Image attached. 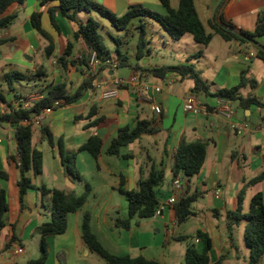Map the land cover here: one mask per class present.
I'll return each instance as SVG.
<instances>
[{
    "label": "crops",
    "instance_id": "1",
    "mask_svg": "<svg viewBox=\"0 0 264 264\" xmlns=\"http://www.w3.org/2000/svg\"><path fill=\"white\" fill-rule=\"evenodd\" d=\"M93 1L116 16H122L136 5L165 14L159 0ZM169 2L171 8L176 9L179 0ZM222 2L194 0L199 21L206 33L213 34L207 47L195 43L188 34L174 41L159 24L160 28L152 26L159 41L145 34L143 62L137 61L136 50L135 63L129 64L136 65L138 71L129 67L127 76H115V70L110 69L99 72L105 88H112L115 79L129 81L133 75L137 77L136 82L119 89L117 99L102 100L99 91L90 86L79 100L71 104L61 101L60 107L45 116L40 125H35L38 129L34 127L32 145L42 154V171L38 176L28 173L33 184L77 196L84 192L86 186L90 189L83 208L67 216L66 232L47 240L44 264H105L89 252L81 240L80 226L84 214L90 215V231L111 255L143 257L160 264H183L186 244L175 239L193 238L199 231L211 240L210 264H248L249 251L243 239L247 223L234 224L230 234L227 231V214L237 209L241 192L243 213L248 211L250 199L258 193L263 196L264 203V180L246 187L249 180L264 172V111L254 105L243 108L232 102L235 116L230 121L216 114L218 97L195 94L206 105L207 112L200 115L186 113L183 101L189 94H194L192 81L173 74L159 79L145 72L163 66L190 64L208 84L209 93L232 89L242 82L240 96L264 104V63L257 57V48L249 43L226 42L213 32L212 23ZM55 6L56 3H51L41 7L39 0H27L22 6L12 5L8 13H17V18L9 27L11 29L3 32L4 36L0 32V40H7L3 45L14 46V50L17 48V53L25 57L20 65L26 73L37 76L36 70L39 69L41 75L37 77H43V84L22 99L44 94L49 85L57 84H63L72 94L87 76V69L80 65L84 60L85 47L81 40H73L72 26L57 16V33L49 22L47 10ZM33 13L40 14L41 28L52 39L53 50L49 55H46L48 42L31 26ZM263 15L264 0H227L221 12L223 21L231 23L235 32H253L258 18ZM156 42L163 47L160 54ZM255 42L264 48V37ZM69 43L72 48L66 59L76 64L62 69L56 60L63 56ZM181 46L188 47L189 51L183 52ZM200 51L201 56L195 58ZM35 59L38 60L35 62ZM43 61L50 64L49 71L41 65ZM7 72L0 69V80ZM144 85L148 86L146 92L142 90ZM6 104L16 106L15 95L13 101ZM153 105L160 108L159 115L152 110ZM28 106L24 105V108ZM6 111V105L0 103V114ZM89 113L93 114L90 119L87 118ZM97 119L101 121L96 126L88 127ZM139 120L148 121L157 133L144 135L121 148L118 157L108 156L106 150L118 131L134 129ZM231 123L242 129L240 135L231 128ZM44 127L52 135V147L40 138L39 129ZM13 137L14 131L9 125L0 127V174L5 175V179L0 178V191L5 192L8 206L0 228V264H25L37 259L40 237L36 229L50 220L48 201L37 190L27 191L23 201L19 200V173L17 162L13 159L16 157ZM91 137L101 142L96 159L85 151H78ZM181 140L205 143L206 154L199 174L183 181L182 196H200L192 204L193 215L178 224L174 205H169L168 200L172 181L170 167ZM61 150L63 155L75 154V170L79 179L65 172ZM160 167L164 168V178L169 180L165 186L163 182L158 190L159 213L150 219L134 218L129 228L123 229L120 222L127 219V202L119 193V188L134 190L139 179L146 178L152 168ZM218 190L220 195L215 197L214 193ZM241 237V242L236 241ZM192 241L200 248L199 241ZM27 244L31 246L30 250ZM18 248L21 252L16 254ZM259 264H264V256Z\"/></svg>",
    "mask_w": 264,
    "mask_h": 264
},
{
    "label": "trees",
    "instance_id": "2",
    "mask_svg": "<svg viewBox=\"0 0 264 264\" xmlns=\"http://www.w3.org/2000/svg\"><path fill=\"white\" fill-rule=\"evenodd\" d=\"M27 0H0V32L12 26L17 18V13H8L12 5L22 6ZM161 6L165 9V14L153 12L141 5L132 6L122 16H116L108 9L93 2L92 0H39L41 7L51 3H56L55 7L47 10L49 22L53 29L59 33L56 24V17L64 19L74 29L72 38L74 41L81 40L85 49L89 53H95L97 60L100 61L99 72L104 69L115 70L113 67L105 66L104 62L109 60L108 52L103 43V37L99 33V22L88 17L85 21L78 19V14L96 13L99 17L106 19L110 25L117 31L127 29L132 20L138 19L139 25L136 27L138 33L137 41V61L142 60V52L145 46V24L144 19L152 20L158 23L169 37L178 41L184 35H190L193 41L203 47H207L212 39L213 34L206 33L203 25L197 16L194 0H179L176 9L171 8L169 0H159ZM223 21V19L221 18ZM224 22V21H223ZM32 28L48 42L46 55L53 50L52 39L41 28L40 14L33 13L30 17ZM233 31H226L220 28L214 21L212 29L214 34L219 35L224 41H236L240 44H248V40L256 41V39L264 37V15L257 20L255 30L253 32L236 31L231 23H227ZM7 43V40H0V45ZM72 44H67L66 51L63 56L57 58L56 62L62 69H66L67 65L75 66L74 61L67 60ZM257 57L264 63V51L256 49ZM202 52H198L194 57H200ZM80 65L84 66L88 73L77 90L70 94L63 84L49 85L45 90L42 99L33 103L30 107L18 103L22 96H16V106L6 104L4 95L0 93V103L5 104L7 111L0 114V127L9 125L14 131L16 157L13 158L17 162V170L19 179L17 188L20 202L27 191L37 190L42 198L48 201L50 211V220L40 225L36 229V234L40 237V255L37 259L30 260L25 264H44L47 259V240L63 235L67 229V216L79 211L87 201L90 189L85 187L81 195H70L56 189H48L45 186L36 187L29 172L33 176H38L42 171V154L32 145L33 131L35 124L32 122V114H39L44 108H50L55 100L62 101L65 104H71L79 100L85 92L88 91L92 83L91 74L87 66V57L84 55ZM128 66L133 70H139L136 65H127L126 62L115 63V67ZM148 74L155 78L163 79L169 74L178 76L180 79H188L192 81L193 93L228 99L231 102H237L239 107L248 108L254 105L264 111V104L257 102L255 99H244L239 94L242 86L232 89L219 90L215 94L208 91V84L203 81L194 67L190 64H180L174 66H163L160 68L145 70ZM36 75L40 76L41 71L36 70ZM26 75L16 71H9L3 76V80L11 89L10 85L14 80H24ZM89 113L87 118L92 117ZM101 119L93 121L88 127L96 126ZM157 130L150 126L146 120H139L134 129H120L116 137L110 142L106 150L108 156L118 157L120 149L138 141L144 135H153ZM39 135L42 141H45L49 147H52V135L50 131L44 127L39 129ZM101 142L96 137H91L86 144L82 145L78 151L89 153L94 159L99 155ZM206 144L201 141L188 143L181 140L174 153L171 164L172 180L181 178L182 181H188L190 178L197 176L205 160ZM61 163L65 172L74 179H79V175L75 170V154L63 155L61 150ZM0 178L5 179V175L0 174ZM264 180V172L257 177L249 180L246 187H250ZM164 182V168H152L146 178L138 180L136 188L131 191H125L122 186L119 193L123 195L127 202V219L120 222L123 229H128L131 220L150 219L154 217L159 208L158 190ZM200 196V194H198ZM194 194L189 197L182 196L178 202L174 204V211L177 223L184 222L193 215L192 204L199 197ZM242 192L238 197L237 209L228 213L227 231L231 234L232 226L242 221L247 223V227L243 233V239L249 251L248 264H259L264 256V203L263 196L258 193L254 195L249 202V208L246 213L242 210ZM8 206L4 191H0V228L3 226L2 217L7 212ZM90 215L84 214L80 226V237L89 252L95 254L105 264H160L155 261L147 260L143 257L131 258L129 256H115L106 251L95 235L90 231ZM200 243V248L192 240ZM14 240V238H13ZM186 244L183 255V264H210L209 252L211 250L210 238L202 233L196 232L193 238L180 237L175 239ZM216 264H219L216 263Z\"/></svg>",
    "mask_w": 264,
    "mask_h": 264
},
{
    "label": "rangeland",
    "instance_id": "3",
    "mask_svg": "<svg viewBox=\"0 0 264 264\" xmlns=\"http://www.w3.org/2000/svg\"><path fill=\"white\" fill-rule=\"evenodd\" d=\"M88 17H92L99 22V33L103 37V43L107 49L109 61L113 64L118 62H126L128 64H134L135 54L137 50L136 48L137 41H138V33L136 27L139 25V20L134 19L131 21L127 29L123 31H117L110 25V23L106 19L99 17L96 13L78 14V19L80 21H85ZM144 24H145L146 36L154 37L156 41H159L157 34L154 33L155 29L153 30L152 27L155 26L156 28H160L158 23L149 19H144ZM8 29L10 30L11 28ZM7 30L1 31V34H3L4 36L5 33L3 32H8ZM164 34L165 36H167L166 33ZM156 46L158 49L161 50L160 52H158V54L162 53V49H163L162 45L158 42ZM14 48H15L14 46L0 45V69H4V71L6 72L9 70H15L21 73L22 72L26 73V69L23 68L22 65H20L21 63L20 61H22L23 58L25 59V57L17 53L19 50H17V48L16 50H14ZM181 49L183 50V52L189 51L188 47L186 46L184 47L181 46ZM37 60L38 59H35V62ZM142 62L143 60L141 61V63ZM29 64H32V62H29ZM41 65L47 71H49L51 68L50 64L47 61L41 62ZM129 72L130 71L128 66H121L115 69V76H127ZM26 76L27 77L24 80L12 81L10 85L11 89H8V85L7 83L4 82L3 77L1 75L2 79L0 80L1 83L0 93L4 95L7 103L13 101L14 95L24 97L33 90L38 89L43 84V77L42 78H38L37 76L32 77V75L29 74L28 72L26 73ZM168 180L169 178L167 177L164 178V186ZM241 240L242 237L240 238V240L236 239V241H240V242ZM26 247L28 248V250H30L31 246L27 244Z\"/></svg>",
    "mask_w": 264,
    "mask_h": 264
},
{
    "label": "built area",
    "instance_id": "4",
    "mask_svg": "<svg viewBox=\"0 0 264 264\" xmlns=\"http://www.w3.org/2000/svg\"><path fill=\"white\" fill-rule=\"evenodd\" d=\"M85 55L87 57V66L89 68V72L91 74L92 78V89L94 91H99L100 98L105 101L109 100H115L118 98V92L121 87H123L126 84H132L136 82L137 77L132 76L129 81L123 80V79H115L113 80L112 88H105L103 87V81L99 78V67L101 65L100 61L97 60L95 53H89L85 49ZM105 66H111L115 67L113 63L110 61L104 62ZM142 90L146 92L148 90V86L144 85L142 86ZM156 92H159V89H155ZM43 94H38L34 96H28L26 98L18 100V103L24 105H29L30 107L33 103L37 102L38 100L42 99ZM216 114L224 119L232 120L235 116V111L232 108V102L228 99L223 98H217L216 100ZM61 106V101L55 100L50 108H44L40 111L39 114H32L31 119L32 122L38 126L41 124V121L44 119L45 116L49 115L53 109L58 108ZM152 110L155 114H160V108L158 106L153 105ZM183 110L186 113H193L195 115L205 114L207 112V107L204 105L199 98L195 94H189L184 98L183 101ZM231 128L236 131L238 135L241 134L242 129L238 127L236 124L231 123ZM184 190V182L181 180V178H175L170 183V191H171V197L168 200L169 205H174L178 202L179 198L182 197ZM215 197H218L220 195V191H216L214 193ZM160 207L158 208V211L156 214L159 213ZM21 252V249L18 248L15 250L16 254H19Z\"/></svg>",
    "mask_w": 264,
    "mask_h": 264
},
{
    "label": "water",
    "instance_id": "5",
    "mask_svg": "<svg viewBox=\"0 0 264 264\" xmlns=\"http://www.w3.org/2000/svg\"><path fill=\"white\" fill-rule=\"evenodd\" d=\"M226 2H227V0H223L221 6L219 7V9H218V11H217V13H216V16H215V22H216V24H217L220 28H222L223 30L233 32V31L230 29V27H229L227 24H225V23L221 20V12H222V10H223V8H224ZM248 42H249V44H251L252 46L256 47L257 49H259V50H263V51H264V48H263L261 45H259L257 42H255V41H250V40H248Z\"/></svg>",
    "mask_w": 264,
    "mask_h": 264
}]
</instances>
